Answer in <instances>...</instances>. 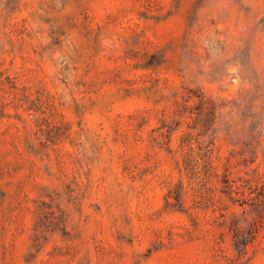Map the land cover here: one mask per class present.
<instances>
[{"label":"rangeland","instance_id":"374dc122","mask_svg":"<svg viewBox=\"0 0 264 264\" xmlns=\"http://www.w3.org/2000/svg\"><path fill=\"white\" fill-rule=\"evenodd\" d=\"M0 264H264V0H0Z\"/></svg>","mask_w":264,"mask_h":264},{"label":"trees","instance_id":"16d2710c","mask_svg":"<svg viewBox=\"0 0 264 264\" xmlns=\"http://www.w3.org/2000/svg\"><path fill=\"white\" fill-rule=\"evenodd\" d=\"M227 183H229V181H227ZM228 187H231V186L228 185ZM233 237L235 239V242H234L235 248L239 254L245 252L247 244L253 239V238H251L248 240L246 237L243 236V234H240L239 236H235V234H234Z\"/></svg>","mask_w":264,"mask_h":264}]
</instances>
